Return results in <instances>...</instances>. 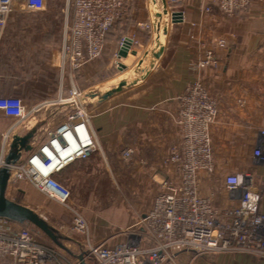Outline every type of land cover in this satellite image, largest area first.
Listing matches in <instances>:
<instances>
[{"label":"crops","instance_id":"0c3cea01","mask_svg":"<svg viewBox=\"0 0 264 264\" xmlns=\"http://www.w3.org/2000/svg\"><path fill=\"white\" fill-rule=\"evenodd\" d=\"M179 4L184 24L167 63L162 60L169 51V6L165 0H136L106 34L100 60L90 62L86 69L88 80L96 75L93 65H101L103 73L105 61L114 57L125 66L119 71L118 84L127 80L129 85L104 102L85 104L97 151L55 174L70 189L68 202L84 212L88 223L87 237L77 235L70 226L69 211L50 202L61 219L59 239L72 244L70 248L81 249L89 243L116 248L143 242V213L147 215L154 196L159 190L176 193L182 182L171 150L182 143L180 99L197 81L208 89L219 110L210 126L216 168L213 174L199 173L200 195L224 210L239 203L238 193L226 187L228 176L248 172L258 183L264 181V165L254 156L264 131V1H253L232 16L222 14L215 0H180ZM128 38L133 41L131 49L120 58L121 43ZM208 51L213 52L218 67L200 66ZM102 89L89 87L82 93ZM59 111L46 122L35 118L20 130V155L15 150L14 161L24 160L50 138L70 113ZM5 126L0 123V128ZM128 149L134 151L130 159L124 156ZM127 184L133 185L130 200ZM21 186L30 189L28 183ZM26 201L35 211L42 206L30 197ZM257 202L254 196L248 207ZM68 255L75 260L79 256ZM172 264H264V259L245 253L183 252Z\"/></svg>","mask_w":264,"mask_h":264},{"label":"built area","instance_id":"2783aa9c","mask_svg":"<svg viewBox=\"0 0 264 264\" xmlns=\"http://www.w3.org/2000/svg\"><path fill=\"white\" fill-rule=\"evenodd\" d=\"M135 1L67 0L62 42L55 57L59 67L71 65L80 69L97 60L103 53L107 31L125 17ZM165 1L171 14L169 37L174 21L179 25L176 28L178 33L174 34L176 39L171 41L169 48L172 54L185 16L180 0ZM253 1L264 0H215L219 11L226 16L245 10ZM46 9L47 0H0V40L12 15L44 12ZM206 10L210 11V8L206 7ZM123 43L124 40L121 45ZM200 66L218 67L212 51L207 52ZM82 95L74 89L70 99L59 97L58 100L31 106L18 97L0 96V123H7L5 131L0 129V171L8 172L6 195L10 186H15L20 180H28L46 197L66 205L71 192L55 178V174L77 159H90L97 151L96 141L89 130L85 104L80 101ZM46 107H57L70 113L36 152L24 160L14 161L11 148L20 155V130L34 121L35 115ZM218 113L215 99L201 82L188 87L180 99L179 108L182 143L171 150V160L182 178L179 190L176 193L159 190L154 196L142 221V243L116 248L89 243L82 252L84 262L172 264L176 255L183 252L196 255L245 253L264 259V181L258 183L248 172L228 176L226 187L231 193H238L239 203L224 210L216 208L210 198L199 193V173L215 171L210 126ZM261 135V144L255 149L254 156L264 165V131ZM133 154L132 149L124 152L126 159ZM254 196L257 204L248 207ZM75 228L79 233L88 232L85 220L79 215L75 217ZM0 264L81 263L78 259L73 261L65 257L55 246L45 243L38 232L0 218Z\"/></svg>","mask_w":264,"mask_h":264},{"label":"rangeland","instance_id":"374dc122","mask_svg":"<svg viewBox=\"0 0 264 264\" xmlns=\"http://www.w3.org/2000/svg\"><path fill=\"white\" fill-rule=\"evenodd\" d=\"M66 2L67 0H47L48 9L41 15L35 12L14 14L0 40V88L4 89L8 87L11 91L8 95L22 99L27 106L58 100L59 97L70 99L73 97L74 89L78 92H84L89 87H101L103 88L102 91H106L118 86L119 71L121 70L117 66L114 57H110L105 61V71L103 73L100 68L101 65L99 68L97 67L98 64L93 65V71L96 75L88 78V80L86 69L90 64L80 69H74L71 65H66L64 68L59 67V64L55 61L56 51L62 42L63 28L66 20ZM100 58L95 60V63ZM99 64L101 63L99 62ZM0 96H4V94H1V91ZM59 109L57 107H46L38 112L35 118H41V121L44 120L46 122L55 116ZM0 129L5 131V127H1ZM14 151L11 148V153ZM24 183L30 185L29 190L21 186ZM131 188H133V185H126V198L129 200L132 195ZM7 196L24 206H27L25 204H28V202H25V199L29 197L35 199L39 204L42 203L39 209H36V211L32 210L38 215L40 214L39 216L44 221L47 220L45 222L58 236H61L60 232H58V225L61 219L56 210L50 205L53 202L52 204H55L57 207H63L69 211L71 217L70 226L77 235L84 236V238L88 235V232L82 234L75 228V217L77 215L85 220L88 228V223L82 210L74 208L68 201L66 205H63L56 200L46 197L37 191L28 180H20L15 186H10ZM25 225L31 231L38 232L33 225ZM56 227L57 230H55ZM38 235L41 236L45 243L55 246L44 234L38 232ZM60 243L69 247V251L57 246L55 247L62 255L71 258L73 261H76L75 257L68 255L69 252L81 255L87 249V245L84 248L81 247V249L70 248L72 244H68L65 240H61ZM80 250L82 251L80 252ZM89 261L87 260V262Z\"/></svg>","mask_w":264,"mask_h":264},{"label":"water","instance_id":"95a60500","mask_svg":"<svg viewBox=\"0 0 264 264\" xmlns=\"http://www.w3.org/2000/svg\"><path fill=\"white\" fill-rule=\"evenodd\" d=\"M174 21L172 25L171 36L169 37L168 47L170 48L172 45L171 41L176 39L174 34H177L178 28ZM133 41L131 39H125L122 45V49L119 52V57L124 58L129 54V50L131 49ZM171 56V51H168L165 59L162 60V64L168 62ZM120 69H125V66L119 63ZM129 85L127 80L121 81L117 87L106 90V91H90L83 94L80 97V101L84 104L86 103H94V102H104L108 100L110 97L119 93L125 87ZM8 186V172L6 170L0 171V218L7 219L14 222H19L22 224H30L33 225L39 233L44 234L55 246L65 249V247L60 243L59 236L54 232V230L32 209L27 206H24L6 195V190ZM143 217H146V213H143ZM78 261L81 264H85L83 260V256L77 257Z\"/></svg>","mask_w":264,"mask_h":264},{"label":"trees","instance_id":"16d2710c","mask_svg":"<svg viewBox=\"0 0 264 264\" xmlns=\"http://www.w3.org/2000/svg\"><path fill=\"white\" fill-rule=\"evenodd\" d=\"M116 25H117V24H116ZM114 27H115V26H114ZM112 28H113V27H112ZM112 28H111V29H112ZM111 29H109V30L107 31V33H108ZM107 33H106V34H107ZM0 91L3 92L4 96H9L8 94L11 92L10 89H9L8 87H5L4 89H1V88H0ZM13 222H14V221H13ZM17 223H19V222H17ZM19 224H22V223H19ZM22 225L25 226V227H27V226L25 225V223L22 224ZM36 232H37V231H36Z\"/></svg>","mask_w":264,"mask_h":264},{"label":"bare ground","instance_id":"6f19581e","mask_svg":"<svg viewBox=\"0 0 264 264\" xmlns=\"http://www.w3.org/2000/svg\"><path fill=\"white\" fill-rule=\"evenodd\" d=\"M56 163H54V165H55Z\"/></svg>","mask_w":264,"mask_h":264}]
</instances>
